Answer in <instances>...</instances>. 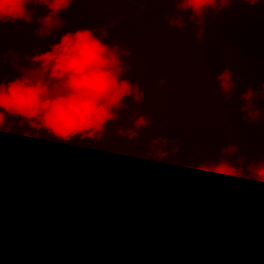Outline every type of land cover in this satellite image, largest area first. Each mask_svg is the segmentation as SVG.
Instances as JSON below:
<instances>
[{
  "label": "trees",
  "instance_id": "16d2710c",
  "mask_svg": "<svg viewBox=\"0 0 264 264\" xmlns=\"http://www.w3.org/2000/svg\"><path fill=\"white\" fill-rule=\"evenodd\" d=\"M29 7L36 9L32 23L3 25L0 44L5 79L17 74L10 65L16 58L9 49L19 53L21 66H27L25 55L49 50L65 31L104 26L108 32L102 38L105 43L114 41L130 50V56L122 57L128 66L125 76L139 83L144 99L136 105L126 97L119 120L106 125L98 142L79 137L70 142L26 138L25 128L8 118L9 130L0 132L3 240L10 242L3 245L5 255L39 258L40 264H203L191 236L190 185L184 165L189 163L196 132L223 97L216 74L224 68L234 74L243 62L264 57V0L209 12L199 40L194 38L191 23L183 29L169 27L166 16L172 15L173 5L165 0H74L59 13L64 26L44 38L34 34L40 26L35 17L45 15L47 8ZM189 14H184L185 19ZM262 84L264 61L238 70L233 100L223 101L200 134L193 167L205 159L215 160L229 142L238 143L248 160L264 158ZM249 87L256 90L253 104L261 111L256 121L241 118L244 101L239 94ZM134 113H147L149 126L141 128L133 140L118 136L116 129L130 127ZM158 136L168 140L163 146L168 152L164 159L155 158L161 145L152 141ZM177 145L179 150L172 153ZM196 175L192 170L193 182ZM119 177L132 181L128 190L140 193V205L126 222L87 240L84 254H73L75 243L57 252L55 237L46 239L44 230L27 227L33 215L50 222L44 204L59 200L71 186L83 183L95 190ZM173 178L175 182L169 183ZM194 187V234L206 264H264V186L255 180L208 174L202 183L194 182ZM211 188L224 192L217 204L206 200ZM213 228L220 234L213 235ZM18 237L22 240L13 241Z\"/></svg>",
  "mask_w": 264,
  "mask_h": 264
},
{
  "label": "clouds",
  "instance_id": "9594fccd",
  "mask_svg": "<svg viewBox=\"0 0 264 264\" xmlns=\"http://www.w3.org/2000/svg\"><path fill=\"white\" fill-rule=\"evenodd\" d=\"M74 0H0V34L3 25L8 22L23 21L32 23L35 7L46 6L45 15L36 16L35 22L40 26L34 29L37 37H48L65 24L59 13L66 10ZM155 2V0H153ZM173 5V13L166 16L169 27L176 29L193 25L194 38L203 37L206 15L220 13L235 3L255 5L261 0H165ZM190 12L185 19V13ZM98 31L99 36L94 35ZM108 32L104 26L98 29L78 28L65 31L59 42L49 45V50H34L32 55H25L27 66L17 61L19 53L9 49V54L16 58L10 63L17 69V74L5 79L3 72V51L0 44V132L8 131V118L25 128L24 137L31 139H50L70 142L73 137L85 138L98 142L106 133V125L120 118V110L126 107L125 98L131 97L136 105L144 99V92L139 83L126 78L128 66L122 57L131 55L127 48L112 41L105 43L102 39ZM218 88L225 97V103L233 100L235 89L233 72L224 68L215 76ZM164 83L163 79L160 81ZM260 97H264V84L261 85ZM244 101L240 111L245 121H256L261 111L255 107L257 98L254 88H247L239 94ZM130 127H118L116 134L135 139L141 128L151 123L147 113H134ZM160 144L156 149L157 159H164L168 152L163 146L168 143L166 137H157L152 144ZM179 146L171 148L176 153ZM2 151V145H0ZM233 157L235 159L233 160ZM177 163V161H169ZM184 168L194 170L199 175L195 183H202L208 174L216 177L255 180L264 186V158L248 160L241 152L238 143H227L219 149L215 160L205 159L194 167L188 164ZM187 175V174H186ZM175 178L169 183H174ZM132 181L127 177L114 179L110 184H102L93 190L87 184L71 186L59 200H48L43 207L47 221L43 216H32L30 229L44 230L45 238L55 237V250L72 248L74 255L87 251L86 241L96 239L108 228L126 222L140 205V193L128 190ZM206 200L217 204L224 196L221 188H211L206 192ZM62 201V202H61ZM3 200L0 197V264H40V259L21 255L8 258L3 250ZM233 219H237L233 216ZM219 223V222H218ZM213 235L219 231L212 229ZM22 240L15 238L13 241ZM11 241V242H13Z\"/></svg>",
  "mask_w": 264,
  "mask_h": 264
},
{
  "label": "water",
  "instance_id": "95a60500",
  "mask_svg": "<svg viewBox=\"0 0 264 264\" xmlns=\"http://www.w3.org/2000/svg\"><path fill=\"white\" fill-rule=\"evenodd\" d=\"M261 61H264V57L257 59L255 61L243 62L242 64L238 65V67L235 69L234 74H233L234 84L236 82L238 70L242 66L247 65V64L259 63ZM223 101H225L224 96L217 103H215L212 106V108L209 110L208 114L206 115V118H205L203 125L196 132V134L193 138V142H192V152H191V156H190V160H189L188 165L193 166V162H194V159H195L196 154H197V140H198L200 134L204 131L205 127L208 125L212 114L223 103ZM188 178H189L190 192H189L187 204H188V212H189V216H190V220H191V236H192V240H193L195 247L197 248L198 252L201 254L203 264H206L205 259H204V255H203L201 249L199 248V246L196 242L195 234H194V226L195 225H194V219H193V214H192V199H193L195 187H194V182L192 179V170L191 169H188Z\"/></svg>",
  "mask_w": 264,
  "mask_h": 264
}]
</instances>
